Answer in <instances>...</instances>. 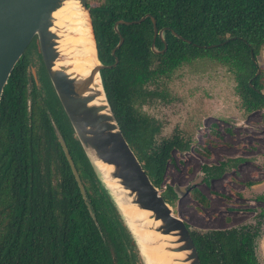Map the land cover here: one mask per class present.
<instances>
[{"label":"trees","instance_id":"1","mask_svg":"<svg viewBox=\"0 0 264 264\" xmlns=\"http://www.w3.org/2000/svg\"><path fill=\"white\" fill-rule=\"evenodd\" d=\"M90 9L101 78L120 129L152 183L161 189L172 152H186L189 138L178 130L157 137L160 123L141 110L162 96L151 84L169 78L185 63L208 58L227 68L245 112L262 111L264 72L257 57L264 48V0H86ZM133 24L119 21L138 20ZM163 29L154 40L153 24ZM174 31L177 35L173 34ZM120 36L122 44L117 45ZM254 57L255 61L253 60ZM24 55L16 62L4 90L17 96ZM257 70L259 73L256 74ZM2 100L0 101V109ZM52 110V109H51ZM78 172L93 216L81 195L52 126L49 155L31 144L19 153L0 157V264H135L137 248L112 200L101 188L71 127L58 111L51 112ZM68 123V122H67ZM227 166H203L205 180ZM174 206L177 192H160ZM201 203L205 197L193 188ZM259 198V197H258ZM255 222L222 230L190 229L200 264H261L256 240L264 224V209ZM186 226H188L186 224ZM189 227V226H188ZM190 228V227H189Z\"/></svg>","mask_w":264,"mask_h":264},{"label":"water","instance_id":"2","mask_svg":"<svg viewBox=\"0 0 264 264\" xmlns=\"http://www.w3.org/2000/svg\"><path fill=\"white\" fill-rule=\"evenodd\" d=\"M70 1L75 2L82 12L93 42L94 53L91 60L94 63L86 73L82 71L87 68V64H81L83 70L80 72L74 70L75 63L62 49L61 42L65 34L72 33L66 32L65 27L57 23L59 18L57 13ZM146 16L133 21L119 20L114 24V29L118 33L119 23H139ZM150 19L153 24L151 49L156 53L163 52L166 45L160 51L154 47L157 36L163 40V29L158 30L155 19L152 16ZM172 32L180 37L174 31ZM34 37L49 80L74 136L79 141L99 185L112 200L123 224L133 238L143 264L146 263L136 236L127 224L128 219L141 228L152 231V237L158 236L152 243L162 244L161 251L180 253L179 256L172 257V262L200 264L197 249L190 235V228L186 226L182 218L174 214L172 206L165 201L159 188L152 183L116 120L103 86L101 70L115 66L118 58L114 56V62L109 65L99 60L90 9L86 0H0V99L11 71ZM122 42L123 37L120 36L117 45L111 50L112 54ZM252 58L255 61L253 56ZM258 73L259 70L256 74ZM51 124L81 195L90 214L94 217L65 141L53 120ZM98 163L109 167L105 178L114 183L113 187L104 183ZM120 205L133 207L142 211V214L137 218L127 217V219Z\"/></svg>","mask_w":264,"mask_h":264},{"label":"rangeland","instance_id":"3","mask_svg":"<svg viewBox=\"0 0 264 264\" xmlns=\"http://www.w3.org/2000/svg\"><path fill=\"white\" fill-rule=\"evenodd\" d=\"M257 64L264 72V48ZM234 87L233 75L225 66L200 58L151 84L162 96L141 108L160 123L157 137L178 130L190 139L188 151L172 152L159 189L175 188L172 209L190 229L222 230L251 224L264 209V119L262 111L242 109ZM221 162L227 163L221 173L205 180L203 166ZM193 188L205 197V203L192 196ZM256 255L264 264V224L256 240ZM134 261L143 264L139 254Z\"/></svg>","mask_w":264,"mask_h":264},{"label":"flooded vegetation","instance_id":"4","mask_svg":"<svg viewBox=\"0 0 264 264\" xmlns=\"http://www.w3.org/2000/svg\"><path fill=\"white\" fill-rule=\"evenodd\" d=\"M22 55L25 58L20 71L23 76L17 85V96L9 89H3L0 99V157L4 158L9 152L18 157L25 145L31 144L37 154L42 153L46 158L50 149L51 112L58 111L63 116V109L47 75L35 37ZM63 121L67 128L71 127L68 119Z\"/></svg>","mask_w":264,"mask_h":264},{"label":"bare ground","instance_id":"5","mask_svg":"<svg viewBox=\"0 0 264 264\" xmlns=\"http://www.w3.org/2000/svg\"><path fill=\"white\" fill-rule=\"evenodd\" d=\"M59 18L57 23L60 26L65 27L66 33L62 39V49L65 54L72 58L74 62V70L80 72L83 70L81 64H87V68L82 72L86 73L90 70V66L94 63L91 60L93 57L94 49L93 42L88 27L85 25L84 17L82 12L77 8L76 3L73 1L68 2V4L62 6L58 13ZM89 57V58H88ZM86 58V59H84ZM88 58V59H87ZM98 167L101 170L103 181L107 186H114V183L109 182L105 178V174L109 167L105 164L98 163ZM120 208L126 218H137L141 216L142 211H138L133 207H123ZM127 218V219H128ZM127 224L133 234L136 236L137 244L141 254L144 257L146 264H176L177 262H172L173 256H179L180 253L161 251L162 244L154 245L152 242L156 237H152V231L145 230L139 225L127 220Z\"/></svg>","mask_w":264,"mask_h":264}]
</instances>
